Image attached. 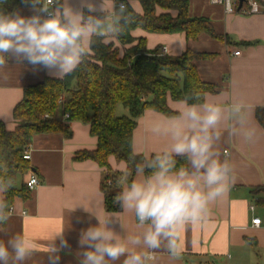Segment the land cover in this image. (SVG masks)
Masks as SVG:
<instances>
[{
    "label": "crops",
    "instance_id": "0c3cea01",
    "mask_svg": "<svg viewBox=\"0 0 264 264\" xmlns=\"http://www.w3.org/2000/svg\"><path fill=\"white\" fill-rule=\"evenodd\" d=\"M128 1L136 11L142 12L138 0ZM17 9L21 15H32L28 7ZM189 15L208 18L223 39L207 33L189 39L185 32L150 33L142 29L134 30L133 35L145 37L147 48L161 46V50L166 49L171 55H180L187 49L207 55L195 59L194 63L200 78L216 85L217 90L208 92L203 102H215L226 109L233 102H242L246 106L248 127L254 130L255 138L254 142H245L240 136H229L226 129L232 126V121L222 123L223 135L216 150L222 161L231 164L232 179L223 196L209 204L203 219L178 226L179 255L172 258L166 249H161L155 253V264H222L223 259L226 264H264V206L256 202L264 194L254 191L264 186V13H226L221 4L190 0ZM237 50L239 55L234 54ZM47 77L56 78L43 67L33 68L26 62L18 65L9 61L0 69V120L8 129L16 126L13 109L23 98L24 88ZM167 103L176 112L183 106L182 101L171 98ZM120 106L117 113L128 114V110L119 112ZM161 117L168 116L147 109L138 118L132 140L135 153L148 157L165 145L163 138L146 135L151 121ZM70 125V138L62 133L34 135L29 160L32 170L17 180L19 189L31 174L40 182L28 197L14 199L8 225L10 232H22L38 243L41 251L33 264H43V261L46 264L44 249L62 229L69 247L61 251L59 264H79L80 234L98 224L92 212L101 220L112 218L109 226L119 234L124 231L121 224L130 232L137 231L132 214L106 210L101 190L106 169L90 159H75L77 152L97 146V138L91 135L89 125L82 122ZM108 162L112 172L126 170L125 162L113 156ZM254 217L261 218L259 227L252 224Z\"/></svg>",
    "mask_w": 264,
    "mask_h": 264
},
{
    "label": "clouds",
    "instance_id": "9594fccd",
    "mask_svg": "<svg viewBox=\"0 0 264 264\" xmlns=\"http://www.w3.org/2000/svg\"><path fill=\"white\" fill-rule=\"evenodd\" d=\"M21 2L32 15H21L18 9L8 12L3 8L7 0H0V69L9 61L26 62L62 80L85 63L97 40L112 43L132 22L125 0ZM182 105L176 115L153 119L146 128V135L163 138L165 145L136 164L131 181L129 170L117 179L121 191L114 200L134 216L137 231L130 232L121 224L124 231L119 234L109 226L112 218L101 220L92 212L98 224L80 234L79 264H155V253L161 249L176 258L178 226L200 221L209 204L223 196L233 169L216 150L223 135L221 125L232 121L226 129L229 136L254 142L246 106L233 102L226 109L215 102L188 100ZM177 158L186 160L188 166L177 168ZM6 170V163H0V172ZM14 187L12 176L0 175V264H33L41 251L38 243L8 228L11 209L5 197ZM63 232H56L47 243L46 264H59L61 251L69 247Z\"/></svg>",
    "mask_w": 264,
    "mask_h": 264
},
{
    "label": "trees",
    "instance_id": "16d2710c",
    "mask_svg": "<svg viewBox=\"0 0 264 264\" xmlns=\"http://www.w3.org/2000/svg\"><path fill=\"white\" fill-rule=\"evenodd\" d=\"M138 1L141 13L125 0L132 22L112 43L104 45L97 40L80 68L62 80L47 77L24 88L23 98L13 109L14 129H8L0 120V163L7 165L6 172L0 175L15 179V187L5 197L9 207L16 197L29 196L26 183L19 189L17 180L32 170L23 154L34 135L62 133L70 138L71 122H82L89 125L91 135L97 138V146L77 152L75 159H90L106 169L101 183L105 208L109 212L121 211L114 197L121 191L117 179L122 173L112 172L108 159L113 156L125 162L126 170L132 172L129 181L134 178L136 164L145 159L133 151V131L138 118L147 109L174 116L177 112L168 106V98L202 103L208 92H216L217 86L203 81L194 63L195 59L207 55L191 49L171 55L162 52L161 46L147 48L145 37L133 35L134 30L142 29L150 33L185 32L189 39H197L202 33L223 39L209 19L191 17L190 0ZM21 6L27 7L21 0H7L3 8L11 12ZM242 7L246 8L247 2ZM158 9L162 11L159 13ZM119 105L128 114L119 115ZM66 114L69 119L64 120ZM181 166L187 167V161L177 158V168ZM254 191L264 194V186ZM256 202L264 206V195Z\"/></svg>",
    "mask_w": 264,
    "mask_h": 264
},
{
    "label": "built area",
    "instance_id": "2783aa9c",
    "mask_svg": "<svg viewBox=\"0 0 264 264\" xmlns=\"http://www.w3.org/2000/svg\"><path fill=\"white\" fill-rule=\"evenodd\" d=\"M212 4H221L225 7L226 13H236L241 12L245 14H257V13H264V0H244L243 4L247 2V7L243 8L241 7L238 9L239 0H218V2L213 3L212 0H209ZM242 4V6H243ZM240 10V11H238ZM162 52H166V49L162 50ZM235 55H239L240 51H235ZM64 120L69 119V114L64 115ZM31 144L26 147L24 150L23 158L25 160L31 159ZM39 179L36 175L31 174V176L26 181L27 188L29 190H33L37 185H39ZM11 209V213L13 211V207H9ZM252 210H254V206L251 207ZM262 221L260 217H254L252 219V224L254 226L259 227L261 225Z\"/></svg>",
    "mask_w": 264,
    "mask_h": 264
},
{
    "label": "rangeland",
    "instance_id": "374dc122",
    "mask_svg": "<svg viewBox=\"0 0 264 264\" xmlns=\"http://www.w3.org/2000/svg\"><path fill=\"white\" fill-rule=\"evenodd\" d=\"M122 110H125V112L127 111V109H124V107L120 106L119 112H122ZM120 115V114H119ZM222 264H226L225 259H223Z\"/></svg>",
    "mask_w": 264,
    "mask_h": 264
},
{
    "label": "water",
    "instance_id": "95a60500",
    "mask_svg": "<svg viewBox=\"0 0 264 264\" xmlns=\"http://www.w3.org/2000/svg\"><path fill=\"white\" fill-rule=\"evenodd\" d=\"M244 0H239V5H238V9H240L242 7Z\"/></svg>",
    "mask_w": 264,
    "mask_h": 264
}]
</instances>
